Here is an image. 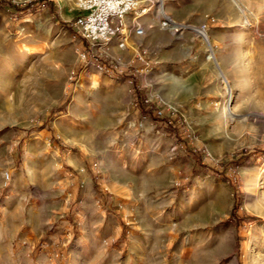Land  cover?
I'll return each instance as SVG.
<instances>
[{"label": "rangeland", "instance_id": "obj_1", "mask_svg": "<svg viewBox=\"0 0 264 264\" xmlns=\"http://www.w3.org/2000/svg\"><path fill=\"white\" fill-rule=\"evenodd\" d=\"M76 3L0 0V264H264V0L137 9L123 49Z\"/></svg>", "mask_w": 264, "mask_h": 264}, {"label": "built area", "instance_id": "obj_2", "mask_svg": "<svg viewBox=\"0 0 264 264\" xmlns=\"http://www.w3.org/2000/svg\"><path fill=\"white\" fill-rule=\"evenodd\" d=\"M80 14L74 21V28L92 47H108L116 41L118 48L126 47L130 38L127 32L126 17L131 12L141 9L142 12L155 11L160 17L162 28H172L175 21L164 10L163 0H77ZM132 21V29L136 36H143L145 29L136 21ZM182 29L181 27L177 30ZM85 58V53H81ZM99 69L101 66L98 65Z\"/></svg>", "mask_w": 264, "mask_h": 264}, {"label": "bare ground", "instance_id": "obj_3", "mask_svg": "<svg viewBox=\"0 0 264 264\" xmlns=\"http://www.w3.org/2000/svg\"><path fill=\"white\" fill-rule=\"evenodd\" d=\"M238 8L241 12H243V8L238 5ZM164 10H165V6H164ZM165 12L167 13V11L165 10ZM201 32V34L203 35V30H201L200 28H198ZM200 34V33H199ZM201 35V36H202ZM205 36V35H204ZM203 37V36H202ZM204 42H205V45L207 47V51H208V54H207V58L208 59H211L214 61V63L217 65L218 68H220V63L217 61V57L215 56V54H213L212 50H211V47H210V40H209V35H206L204 37ZM223 82H224V85L227 89V105H226V112H225V116L226 117H229L230 119H232V116L234 115L233 113V109L235 108V105L234 103L232 102V99H233V92H232V89L230 87V83L229 81L227 80V78L225 76H221ZM231 100V101H230Z\"/></svg>", "mask_w": 264, "mask_h": 264}]
</instances>
